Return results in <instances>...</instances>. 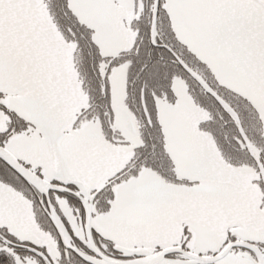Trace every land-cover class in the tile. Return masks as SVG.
Segmentation results:
<instances>
[{
  "label": "snow or ice",
  "instance_id": "1",
  "mask_svg": "<svg viewBox=\"0 0 264 264\" xmlns=\"http://www.w3.org/2000/svg\"><path fill=\"white\" fill-rule=\"evenodd\" d=\"M0 264H264V0H0Z\"/></svg>",
  "mask_w": 264,
  "mask_h": 264
}]
</instances>
